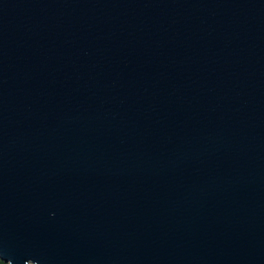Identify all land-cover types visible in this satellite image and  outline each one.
Segmentation results:
<instances>
[{
    "label": "water",
    "instance_id": "obj_1",
    "mask_svg": "<svg viewBox=\"0 0 264 264\" xmlns=\"http://www.w3.org/2000/svg\"><path fill=\"white\" fill-rule=\"evenodd\" d=\"M0 260L264 264V0H0Z\"/></svg>",
    "mask_w": 264,
    "mask_h": 264
},
{
    "label": "trees",
    "instance_id": "obj_2",
    "mask_svg": "<svg viewBox=\"0 0 264 264\" xmlns=\"http://www.w3.org/2000/svg\"><path fill=\"white\" fill-rule=\"evenodd\" d=\"M0 264H7V263H5V262H3L2 260H0Z\"/></svg>",
    "mask_w": 264,
    "mask_h": 264
}]
</instances>
